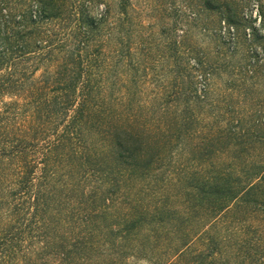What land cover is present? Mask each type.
<instances>
[{"label": "rangeland", "instance_id": "1", "mask_svg": "<svg viewBox=\"0 0 264 264\" xmlns=\"http://www.w3.org/2000/svg\"><path fill=\"white\" fill-rule=\"evenodd\" d=\"M16 2V8L22 4L36 9L35 0ZM67 3V14L74 13L70 16L72 23L67 24L69 31L73 25L78 26L82 11L88 21L84 28L92 33L88 35L90 50L100 56L103 98L109 116L104 123L122 131L129 126L145 127L152 137L161 139L160 151L165 156L168 151L172 153L163 160V170L155 174L152 171L154 176L147 182H129L122 193L116 194L112 209L101 215L103 243L97 254L91 253V261L194 264L200 261V254L211 251L213 238L225 237L223 246H230L248 238L246 233L254 229L263 232L264 213L256 205L258 199L255 203L250 199H243L242 204L235 202L230 211L214 216L198 202H192L191 208L184 203L183 195L190 198L186 190L190 188V176L181 173L167 179L166 173L182 168L193 174L192 179H198L227 171L232 181L243 178L242 194L251 182H257V171L264 168V0ZM254 4L263 24L259 31L254 30L260 35L255 38L253 31L250 39L247 31L253 27L246 15H252ZM224 21L234 28L230 40L222 36ZM50 31L60 30L52 26ZM71 42L78 41L73 37ZM168 136L172 144H168ZM212 139V147L201 145V141ZM208 152L213 153L212 157L202 158V153ZM177 182L182 185L178 191L169 188ZM108 187L104 184L101 191ZM147 190L156 192L154 199H144ZM70 191H76L77 198L70 201L68 196L63 197V221L56 237L72 235V222L76 223L81 215L77 210L74 220L68 222L71 209L79 206L81 190ZM85 193L91 206L88 187ZM123 193L131 195L129 200L134 205L137 202L136 211L143 205L155 207L129 236L131 242H121L115 236L119 227L135 220L130 221L133 216L128 217L121 206Z\"/></svg>", "mask_w": 264, "mask_h": 264}, {"label": "trees", "instance_id": "2", "mask_svg": "<svg viewBox=\"0 0 264 264\" xmlns=\"http://www.w3.org/2000/svg\"><path fill=\"white\" fill-rule=\"evenodd\" d=\"M16 1L0 0V264H109L90 259L102 247L101 215L112 209L116 194L127 183L147 182L163 170V160L172 153L165 156L161 139L152 137L145 127L122 131L104 123L109 119L104 76L99 54L90 50L88 35L92 33L84 28L88 21L82 11L78 26L69 31L67 24L74 13L67 14V0H35V10L31 3V7L16 8ZM259 15L260 24L246 15L253 27L247 31L250 39L262 27L260 10ZM225 22L222 36L230 40L234 28ZM52 26L60 31L51 32ZM73 37L78 42L72 43ZM167 140L174 142L169 136ZM214 143V139L201 141L206 147ZM212 155L202 153V158ZM257 172V182H251L244 194L243 178L232 181L227 171L192 179L193 174L181 168L167 172L166 178L181 173L191 177L186 189L190 198L183 195L190 208L195 201L210 214L221 216L235 202L258 199L256 205L264 213V168ZM104 184L109 187L101 191ZM181 186L177 182L169 188L178 191ZM85 187L91 193V206ZM71 189L81 192L68 222L77 210L81 215L72 222V235L56 237L63 221V197L77 198ZM155 195L147 190L144 199ZM129 196L121 195V206L128 217L133 216L130 221L135 220L115 231L121 242H131L129 236L155 209L143 205L136 211L137 202L134 205ZM258 229L230 246H223L225 237L213 238L211 251L200 254L194 264H264V231L258 233Z\"/></svg>", "mask_w": 264, "mask_h": 264}, {"label": "built area", "instance_id": "3", "mask_svg": "<svg viewBox=\"0 0 264 264\" xmlns=\"http://www.w3.org/2000/svg\"><path fill=\"white\" fill-rule=\"evenodd\" d=\"M252 16H253V19H255L257 21L258 24L261 23V17L259 15V9L257 6H254L253 7V10H252ZM227 28V27H226ZM226 28L224 30H226ZM225 32V31H224Z\"/></svg>", "mask_w": 264, "mask_h": 264}]
</instances>
